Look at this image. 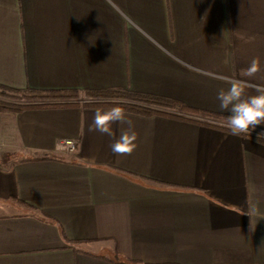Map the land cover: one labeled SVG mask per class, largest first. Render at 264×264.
<instances>
[{"label":"crops","instance_id":"1","mask_svg":"<svg viewBox=\"0 0 264 264\" xmlns=\"http://www.w3.org/2000/svg\"><path fill=\"white\" fill-rule=\"evenodd\" d=\"M208 72L264 85V0H0L2 85L125 88L224 126ZM110 107L0 111V264H264V124L126 112L138 146L117 156L119 124L89 131Z\"/></svg>","mask_w":264,"mask_h":264},{"label":"trees","instance_id":"2","mask_svg":"<svg viewBox=\"0 0 264 264\" xmlns=\"http://www.w3.org/2000/svg\"><path fill=\"white\" fill-rule=\"evenodd\" d=\"M78 89L39 90L31 88L16 89L0 84V94L12 99L0 98V111L20 112L26 109L71 107L83 105L87 107L115 106L119 104L126 112L140 115H163L172 118L187 119L202 124L226 128L207 120H198L197 110L181 101L142 93L125 88H108L102 90H85V98H81ZM200 115V112H199ZM207 115V114H205ZM258 138V136H256ZM264 141V138H261ZM35 158L49 159L48 154H40ZM25 203V202H23ZM26 207L32 209L27 203ZM121 264H144L137 260L118 261Z\"/></svg>","mask_w":264,"mask_h":264},{"label":"clouds","instance_id":"3","mask_svg":"<svg viewBox=\"0 0 264 264\" xmlns=\"http://www.w3.org/2000/svg\"><path fill=\"white\" fill-rule=\"evenodd\" d=\"M259 71L258 59H253L246 69L240 73L241 77L251 78ZM208 77L227 85L217 91L216 99L219 109L230 113L226 117L225 127L229 134L239 137L250 135L256 126L264 124V85H256L246 79L234 78L215 73H205ZM252 89L255 94L246 95V90ZM121 126L120 135L111 145L112 152L117 156L131 155L137 148L138 134L134 131L132 119L119 104L107 110L97 108L94 112L89 131L115 137L112 125ZM264 138V132L258 134V142Z\"/></svg>","mask_w":264,"mask_h":264},{"label":"built area","instance_id":"4","mask_svg":"<svg viewBox=\"0 0 264 264\" xmlns=\"http://www.w3.org/2000/svg\"><path fill=\"white\" fill-rule=\"evenodd\" d=\"M56 147L61 151L73 152L77 147V141L69 138H61L57 140Z\"/></svg>","mask_w":264,"mask_h":264},{"label":"rangeland","instance_id":"5","mask_svg":"<svg viewBox=\"0 0 264 264\" xmlns=\"http://www.w3.org/2000/svg\"><path fill=\"white\" fill-rule=\"evenodd\" d=\"M80 96H81V98H85L86 97L84 92H81ZM0 98H4V99H10L11 98L12 99V97H10V96H4V95H1V94H0Z\"/></svg>","mask_w":264,"mask_h":264}]
</instances>
